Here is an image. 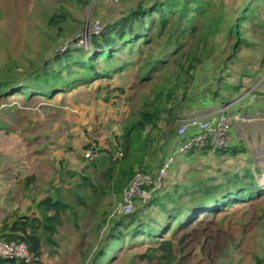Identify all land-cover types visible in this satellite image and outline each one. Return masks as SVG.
Masks as SVG:
<instances>
[{
    "label": "rangeland",
    "instance_id": "rangeland-1",
    "mask_svg": "<svg viewBox=\"0 0 264 264\" xmlns=\"http://www.w3.org/2000/svg\"><path fill=\"white\" fill-rule=\"evenodd\" d=\"M137 1L120 0L110 5L102 0H0V81L24 84L30 78L28 69L72 44L90 51L91 44L86 46L79 38L85 28L96 20L104 25ZM244 1L210 0L211 21L205 22L210 35L207 47L196 52L198 46H189L188 49H196L190 53L191 58L186 56L181 61L186 68L193 64L192 71L180 68L178 57L167 70L151 75L153 80L144 79V59L141 62L134 56V62L122 72L68 93H58L52 99L43 94L28 97L26 93L1 97L4 87L0 86V238L6 218L12 221L15 215H34L36 202L44 194L52 195L57 188L62 193L68 192L76 179L63 174L83 170L87 144L109 147L108 140L124 133L143 110L161 107L164 110L156 126L148 124L136 131L130 162L133 174L142 170L155 173L181 141L176 135L181 119L218 110L221 101L214 100L212 92H219L218 96L226 93L216 78L223 59L232 49L227 44H233V36L227 38L226 32ZM56 14L57 23L50 25V18ZM62 18L65 21L61 22ZM263 23L264 9L256 24ZM248 26L251 32L254 26ZM254 30L264 42V27L257 25ZM158 47L156 43L148 50L155 55ZM259 49L262 52L253 55L246 47L240 56L246 62L253 57L258 61V55L264 56V43ZM194 56L202 61L198 63ZM259 70V78L243 79L245 87L264 83V70ZM183 95L185 100L180 105ZM232 97L233 94L231 100ZM235 98L232 103L238 99ZM171 113L176 116L172 118ZM256 144L254 158L261 170L257 169L258 180L264 184V136ZM247 160L207 151L179 155L161 186L183 187L198 179H220L225 172L243 169ZM31 175L36 176L34 191H28L26 198L16 191L12 193L14 185ZM131 179L122 180L125 186L120 191L102 181L104 194L90 199L91 209H81L78 228L65 217L56 236L59 253L52 255L45 247L43 264H99L96 254L121 217L114 210ZM143 205L138 201L135 210L146 211ZM167 238L175 243L176 264H263L264 195L251 203L203 216ZM127 241L123 251H116L114 260L108 257L100 264H134V255L144 252L146 245L127 248Z\"/></svg>",
    "mask_w": 264,
    "mask_h": 264
},
{
    "label": "trees",
    "instance_id": "trees-1",
    "mask_svg": "<svg viewBox=\"0 0 264 264\" xmlns=\"http://www.w3.org/2000/svg\"><path fill=\"white\" fill-rule=\"evenodd\" d=\"M262 2L264 0H245L233 22L228 25L226 37L233 36V44L231 42L227 46L232 49L223 59L216 78V82L221 84L222 89L225 88L226 93L218 96L219 92H212L214 100L220 99L219 106L229 103L232 94L240 93L245 77L259 78V69L264 68L263 55L257 56L258 61L253 57L250 62L240 56L246 47L251 49L253 55L262 52L259 46L264 42L259 40L254 30L257 25L264 27V23L256 24L264 9ZM211 12L212 4L208 0H138L126 12L104 23L100 34L92 38L90 51L72 44L62 52L43 60L41 65L28 69L30 78L24 84L0 81V86L4 87L1 97L26 93L28 97L43 94L52 99L58 93H68L81 85H89L122 72L134 62V56L141 62L144 59V79L153 80L151 75L167 70L170 63H174L178 57L180 68L185 69L182 59L186 56L191 58L190 53L197 46L196 52L204 51L203 47H207L210 35L205 22L211 21ZM55 16L57 14L50 18V25L57 23ZM63 21L64 18L61 19ZM246 24L248 27L254 26L251 32ZM251 37L253 42L250 41ZM156 43L159 47L154 55L148 49ZM189 46L196 47L188 49ZM194 57L199 63L201 58ZM253 64L257 66H252ZM186 69L192 71L193 64ZM185 97L183 95L180 105ZM163 110L161 107L151 111L143 110L140 118L131 122L118 137L120 140L115 137L124 152L122 161L114 157V137L108 140L109 147L89 143L86 145L87 149L94 146L96 156L84 157L87 161L82 171L69 170L64 174L70 179H76L67 193H62L57 188L54 194L42 196L36 202V214L15 215L16 218L12 221L6 218L1 238L25 241L33 260L26 262L15 257L0 258V264H43L45 247L52 255H57L59 243L56 236L66 221L65 217L78 228L81 209H91L90 199L104 194L103 182L114 185L115 190L120 191L125 186L122 180L134 177L130 162L134 154L133 138L136 131L148 124L156 126ZM170 116L174 118L176 114L171 113ZM243 149L237 150L236 147L229 146L216 153L235 156ZM257 169L261 172L259 167L252 168L249 165L241 170L225 172L220 179H198L183 187H159L144 203L146 211L135 210L129 214H120V219L111 227L104 245L96 254V260L99 264L108 257L109 260H114L116 251L124 250L126 238L129 236L127 248L146 245L144 252L134 255L132 263L176 264L178 257L175 243L167 235L189 228L203 216L221 213L262 197L264 184L258 180L260 175ZM34 179L35 175L29 176L27 185H31ZM112 247L115 251L111 250ZM261 261L264 264V257Z\"/></svg>",
    "mask_w": 264,
    "mask_h": 264
},
{
    "label": "built area",
    "instance_id": "built-area-1",
    "mask_svg": "<svg viewBox=\"0 0 264 264\" xmlns=\"http://www.w3.org/2000/svg\"><path fill=\"white\" fill-rule=\"evenodd\" d=\"M105 4L115 5L120 0H102ZM103 24L93 21L90 27H86L79 35L81 41L88 46L92 38L100 34ZM251 124L264 123V111L257 110L249 113L242 110L230 111V105L219 106L218 110L207 115L188 116L181 119L177 128V137L181 141L169 152L160 168L155 172L137 171L130 184L124 189L122 200L116 205L114 214H129L135 210L136 203H146L155 190L162 185L172 165L175 164L179 155L193 151L219 152L230 146L231 129L235 123ZM116 149L115 159H122L124 152L117 138H113ZM95 146V145H94ZM88 148L84 152L85 158L96 156L95 147ZM19 258L26 262L33 260L28 245L23 240L0 238V258Z\"/></svg>",
    "mask_w": 264,
    "mask_h": 264
},
{
    "label": "crops",
    "instance_id": "crops-1",
    "mask_svg": "<svg viewBox=\"0 0 264 264\" xmlns=\"http://www.w3.org/2000/svg\"><path fill=\"white\" fill-rule=\"evenodd\" d=\"M126 1V0H124ZM151 1V0H146ZM210 1V0H208ZM262 71L264 68H260ZM257 82H260L258 80ZM263 83V82H262ZM256 83L255 85L250 87L245 85L242 87L240 93L233 94V98L237 99L235 102H229L230 104V111H237L242 110L249 113H255L257 110H263L264 111V83ZM247 92H244L246 91ZM228 104V103H226ZM219 105V104H218ZM244 124L242 123H235L234 126L231 129V143L230 146L236 147L237 150H240L242 148L243 151L239 152L237 155L233 157H244L248 159L243 164L244 166H251L252 168L258 167V162L255 157L257 146V140L260 141L262 137L264 136V123L263 122H255L251 124ZM245 129V130H243ZM245 131V132H243ZM95 145V144H94ZM169 154V153H168ZM225 157V156H224ZM227 157V156H226ZM225 157V158H226ZM174 167V166H173ZM172 167V168H173ZM260 168V167H259ZM64 175V174H63ZM32 181L31 185H27V177L24 178L21 182L19 181L18 185L13 186V191H16L17 194H21L22 198H26L28 191H34L32 189H35L37 186L33 185L36 181ZM51 181V180H50ZM37 184V183H36ZM42 186V184H38V187ZM7 194V193H6ZM48 194H44L43 196H46ZM33 202V201H32Z\"/></svg>",
    "mask_w": 264,
    "mask_h": 264
}]
</instances>
